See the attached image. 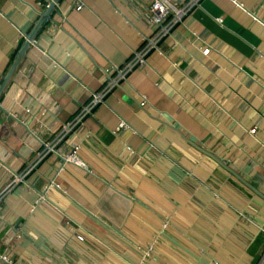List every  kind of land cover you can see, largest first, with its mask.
Segmentation results:
<instances>
[{"label": "crops", "instance_id": "obj_1", "mask_svg": "<svg viewBox=\"0 0 264 264\" xmlns=\"http://www.w3.org/2000/svg\"><path fill=\"white\" fill-rule=\"evenodd\" d=\"M50 1L0 0V84ZM81 2L58 0L0 96V192L153 34L150 0ZM184 23L58 144L84 167L48 154L9 185L0 255L264 264V0H201Z\"/></svg>", "mask_w": 264, "mask_h": 264}, {"label": "built area", "instance_id": "obj_2", "mask_svg": "<svg viewBox=\"0 0 264 264\" xmlns=\"http://www.w3.org/2000/svg\"><path fill=\"white\" fill-rule=\"evenodd\" d=\"M128 2H134L137 0H127ZM201 0H185L183 4L180 6L175 5L170 0H150V4L148 6L146 12L147 22L153 29V34L144 38L140 47L135 50L132 56L123 64L121 67H115L112 72L109 80L103 86V88L94 93L91 96V99L87 104L82 106L80 110L74 115V117L68 122L60 125L58 128L52 131L51 138L42 140L41 149L37 152L35 159L26 164L24 168V172L20 174H15L12 181L9 183H17L23 180V178L38 164L46 155L51 154L60 158L62 164L69 163L75 166L84 167V163L80 159L78 155L79 145L74 143L65 153H59L57 150V146L68 134H72L77 126H79L85 116L90 114L95 106L104 101L105 96L111 91L112 88L117 86L120 82L126 79L127 74L132 71L137 66H142L146 63V56L151 50H157L158 43L167 35H169L173 29L178 26L185 27L184 20L186 16L196 7L200 6ZM50 2H46L45 7L49 6ZM83 6L81 0H77V4L75 9L79 10ZM217 21L221 23V19L217 18ZM27 34H23V39H27ZM195 37L196 35L193 34ZM197 37V36H196ZM31 42L35 43V40ZM207 52V49L204 50ZM145 96H141L140 106H144L146 103ZM32 105V103H30ZM27 105L25 111H30V106ZM128 125L121 121L117 124L115 129L112 131L116 133L120 129H126ZM255 128H251L250 133H255ZM7 185L0 192V200L3 197L4 192L9 188ZM58 187L57 184L50 183L47 186L46 190L51 187ZM45 190V191H46ZM44 191V193H45ZM1 218V214H0ZM165 225V224H164ZM151 247H149V250ZM0 259L8 264H12L10 260L6 257V255H0Z\"/></svg>", "mask_w": 264, "mask_h": 264}, {"label": "water", "instance_id": "obj_3", "mask_svg": "<svg viewBox=\"0 0 264 264\" xmlns=\"http://www.w3.org/2000/svg\"><path fill=\"white\" fill-rule=\"evenodd\" d=\"M57 2H58V0L50 1L49 6L43 12H39L40 18H39L38 22L36 23V25L34 27V30L30 34H28L27 39H26L24 45L22 46V48L20 49L18 55L16 56L12 66L10 67L9 71L7 72V74L3 77V80H2V82L0 84V96L3 93V91H4L11 74L14 72V70L16 69L19 61L21 60L25 49L28 47L29 43L33 40V37H34L35 33L37 32V30L42 26V24L45 21L51 20L50 13H51L52 10H54L55 4ZM117 86H119V84H117ZM218 162L221 164V161H218Z\"/></svg>", "mask_w": 264, "mask_h": 264}]
</instances>
